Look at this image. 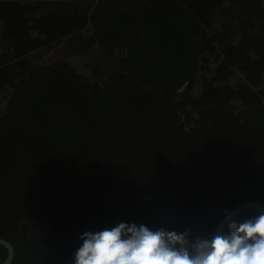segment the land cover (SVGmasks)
Wrapping results in <instances>:
<instances>
[{"label": "trees", "instance_id": "1", "mask_svg": "<svg viewBox=\"0 0 264 264\" xmlns=\"http://www.w3.org/2000/svg\"><path fill=\"white\" fill-rule=\"evenodd\" d=\"M7 1L0 238L11 264H74L85 232L121 222L206 237L237 205L264 206V0ZM22 1L37 4L39 37Z\"/></svg>", "mask_w": 264, "mask_h": 264}, {"label": "clouds", "instance_id": "2", "mask_svg": "<svg viewBox=\"0 0 264 264\" xmlns=\"http://www.w3.org/2000/svg\"><path fill=\"white\" fill-rule=\"evenodd\" d=\"M80 239L74 264H264V209L243 219L226 211L220 229L195 239L124 222Z\"/></svg>", "mask_w": 264, "mask_h": 264}, {"label": "water", "instance_id": "3", "mask_svg": "<svg viewBox=\"0 0 264 264\" xmlns=\"http://www.w3.org/2000/svg\"><path fill=\"white\" fill-rule=\"evenodd\" d=\"M28 19H30V18H28ZM42 46H43L42 44H40L39 46H33L30 48V51L34 52L37 48L42 47ZM138 85L140 87L147 88V85L143 81H138ZM191 86H192V83H190V82L185 84V86L181 89L182 91L179 92V97H181V98L186 97L187 94L189 93L190 89H191ZM259 209H264V206L257 203V202L249 201V202H243V203L237 205L235 208H233L229 212L233 214L234 218H236L244 210H253V211L257 212V210H259ZM2 212H3V203H2V200L0 198V216H1ZM223 218H224V216L219 220L214 232H216L218 229H220L222 227ZM0 246L3 247L6 251V256H5V259H4L2 264H11L12 260H13V256H14L13 245L11 243H9L8 241H6L5 239L0 238Z\"/></svg>", "mask_w": 264, "mask_h": 264}, {"label": "rangeland", "instance_id": "4", "mask_svg": "<svg viewBox=\"0 0 264 264\" xmlns=\"http://www.w3.org/2000/svg\"><path fill=\"white\" fill-rule=\"evenodd\" d=\"M6 4H12V2L11 1H7V3ZM37 7V4H36V2L35 1H25V2H22L21 4H20V6H19V9L20 10H22V13L27 17V18H30V15H33V13L32 14H30V12H27V11H25V10H32V12L34 11L33 9H35ZM23 20L20 18V16H19V24H21V22H22ZM72 54H73V52H71L69 55H68V58L69 59H71L73 62H74V66L79 70V71H85L84 70V65H85V63L83 62V64H81V63H79V62H77V59L78 58H73L72 57ZM182 90H180V92H181ZM6 99V95H5V97H4V100ZM4 100H2V101H4ZM0 102H1V100H0Z\"/></svg>", "mask_w": 264, "mask_h": 264}, {"label": "crops", "instance_id": "5", "mask_svg": "<svg viewBox=\"0 0 264 264\" xmlns=\"http://www.w3.org/2000/svg\"><path fill=\"white\" fill-rule=\"evenodd\" d=\"M22 2H25V1H22ZM22 2H20L18 5H20ZM36 9H37V7H36ZM36 9H33L34 10L33 12H32V10H25L27 12H30V14L33 13V15H30V19H28L22 12H21V14L24 15L25 21L28 20L27 21V27L29 28V32L32 33L35 37H39L40 31L35 26L37 23L36 19L39 18V14H38Z\"/></svg>", "mask_w": 264, "mask_h": 264}, {"label": "built area", "instance_id": "6", "mask_svg": "<svg viewBox=\"0 0 264 264\" xmlns=\"http://www.w3.org/2000/svg\"><path fill=\"white\" fill-rule=\"evenodd\" d=\"M180 122H181V124L183 126V129L187 130L185 114L180 117Z\"/></svg>", "mask_w": 264, "mask_h": 264}, {"label": "flooded vegetation", "instance_id": "7", "mask_svg": "<svg viewBox=\"0 0 264 264\" xmlns=\"http://www.w3.org/2000/svg\"><path fill=\"white\" fill-rule=\"evenodd\" d=\"M179 99H181V97H179Z\"/></svg>", "mask_w": 264, "mask_h": 264}]
</instances>
